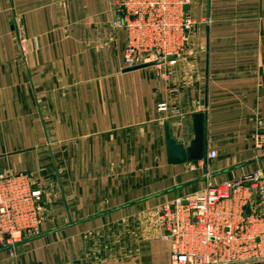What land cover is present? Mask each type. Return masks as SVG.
Segmentation results:
<instances>
[{
  "label": "crops",
  "instance_id": "1",
  "mask_svg": "<svg viewBox=\"0 0 264 264\" xmlns=\"http://www.w3.org/2000/svg\"><path fill=\"white\" fill-rule=\"evenodd\" d=\"M117 3L0 0V175H30L46 211L0 264H172L159 205L264 168V0H189L185 52L131 71ZM202 111L204 159L170 163L166 122L188 145Z\"/></svg>",
  "mask_w": 264,
  "mask_h": 264
},
{
  "label": "built area",
  "instance_id": "2",
  "mask_svg": "<svg viewBox=\"0 0 264 264\" xmlns=\"http://www.w3.org/2000/svg\"><path fill=\"white\" fill-rule=\"evenodd\" d=\"M189 0H118L112 26L127 34L125 67L175 63L188 46L195 20ZM157 110L180 115L168 101ZM264 148V133L255 138ZM217 156L212 150L207 156ZM172 264H249L264 261V168L208 184L196 195L157 208ZM45 191L25 173L0 175V250L13 253L39 235Z\"/></svg>",
  "mask_w": 264,
  "mask_h": 264
},
{
  "label": "water",
  "instance_id": "3",
  "mask_svg": "<svg viewBox=\"0 0 264 264\" xmlns=\"http://www.w3.org/2000/svg\"><path fill=\"white\" fill-rule=\"evenodd\" d=\"M152 64H142L130 67L127 70H136L139 68L147 67ZM203 107L207 106V99L201 101ZM193 134L188 138L189 144L185 145L178 142L171 136L168 122L165 124V137L167 145V158L172 164H179L185 162H196L204 159L205 156V113L197 112L191 115Z\"/></svg>",
  "mask_w": 264,
  "mask_h": 264
},
{
  "label": "rangeland",
  "instance_id": "4",
  "mask_svg": "<svg viewBox=\"0 0 264 264\" xmlns=\"http://www.w3.org/2000/svg\"><path fill=\"white\" fill-rule=\"evenodd\" d=\"M150 64H152V63H150Z\"/></svg>",
  "mask_w": 264,
  "mask_h": 264
}]
</instances>
